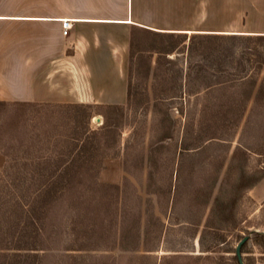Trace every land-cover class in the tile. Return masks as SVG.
Instances as JSON below:
<instances>
[{
  "label": "rangeland",
  "instance_id": "374dc122",
  "mask_svg": "<svg viewBox=\"0 0 264 264\" xmlns=\"http://www.w3.org/2000/svg\"><path fill=\"white\" fill-rule=\"evenodd\" d=\"M133 2L125 103H0V264H264V0Z\"/></svg>",
  "mask_w": 264,
  "mask_h": 264
},
{
  "label": "crops",
  "instance_id": "0c3cea01",
  "mask_svg": "<svg viewBox=\"0 0 264 264\" xmlns=\"http://www.w3.org/2000/svg\"><path fill=\"white\" fill-rule=\"evenodd\" d=\"M121 8L110 0H0V103H125L129 26H150L135 21L133 0Z\"/></svg>",
  "mask_w": 264,
  "mask_h": 264
},
{
  "label": "water",
  "instance_id": "95a60500",
  "mask_svg": "<svg viewBox=\"0 0 264 264\" xmlns=\"http://www.w3.org/2000/svg\"><path fill=\"white\" fill-rule=\"evenodd\" d=\"M249 235H245L238 243L236 247V255L240 264H245L242 254V246L248 241Z\"/></svg>",
  "mask_w": 264,
  "mask_h": 264
},
{
  "label": "built area",
  "instance_id": "2783aa9c",
  "mask_svg": "<svg viewBox=\"0 0 264 264\" xmlns=\"http://www.w3.org/2000/svg\"><path fill=\"white\" fill-rule=\"evenodd\" d=\"M72 27L73 20L67 18L62 20V29L64 34H68Z\"/></svg>",
  "mask_w": 264,
  "mask_h": 264
},
{
  "label": "trees",
  "instance_id": "16d2710c",
  "mask_svg": "<svg viewBox=\"0 0 264 264\" xmlns=\"http://www.w3.org/2000/svg\"><path fill=\"white\" fill-rule=\"evenodd\" d=\"M149 29V28H148ZM150 30H152V29H150ZM171 33V32H170ZM257 36H259V37H264V34H256ZM261 88L263 89L264 88V81H263V83H262V86H261ZM261 236L262 237H264V234H261Z\"/></svg>",
  "mask_w": 264,
  "mask_h": 264
},
{
  "label": "bare ground",
  "instance_id": "6f19581e",
  "mask_svg": "<svg viewBox=\"0 0 264 264\" xmlns=\"http://www.w3.org/2000/svg\"><path fill=\"white\" fill-rule=\"evenodd\" d=\"M63 20V19H62ZM132 21V20H131ZM185 31H188V32H192V30H185Z\"/></svg>",
  "mask_w": 264,
  "mask_h": 264
}]
</instances>
